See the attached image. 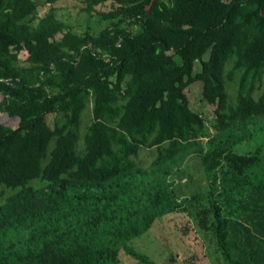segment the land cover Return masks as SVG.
<instances>
[{
    "label": "trees",
    "instance_id": "1",
    "mask_svg": "<svg viewBox=\"0 0 264 264\" xmlns=\"http://www.w3.org/2000/svg\"><path fill=\"white\" fill-rule=\"evenodd\" d=\"M77 1L97 32L58 19L63 0H0V112L19 117L0 123V264H155L130 241L179 212L219 264H264V151L247 148L264 136V0ZM193 158L200 190L183 192Z\"/></svg>",
    "mask_w": 264,
    "mask_h": 264
},
{
    "label": "rangeland",
    "instance_id": "2",
    "mask_svg": "<svg viewBox=\"0 0 264 264\" xmlns=\"http://www.w3.org/2000/svg\"><path fill=\"white\" fill-rule=\"evenodd\" d=\"M38 3H44L45 0H35ZM58 2V1H57ZM57 2L55 6L57 7ZM62 8L56 10L58 19L65 22L73 30L82 33L88 27L92 32H97L105 25L107 21L101 20L98 16L84 19L83 13H77L79 4L77 0H63L60 4ZM71 6V7H70ZM45 11L40 14L43 15L46 10L50 8L49 3H46ZM61 37V33L55 35L56 39ZM27 52L25 50L19 53L21 60L25 59ZM177 60H180L177 58ZM233 59L228 61L227 70ZM199 69L196 63L195 71ZM264 87V77H263ZM202 84L200 81H195L186 88L187 95L191 101L192 108L199 111L205 120L210 123L214 117V106L202 100L201 95ZM229 100L235 101L236 89L234 86L228 88ZM2 96L0 95V100ZM87 108V107H86ZM86 108L82 113L80 123V136L83 135L87 126L90 123L91 113ZM85 114V115H84ZM52 117H48L47 121H51ZM0 123L18 126V119L5 115L0 112ZM81 142V139L79 140ZM256 144H262L264 151V136L259 135L256 140L250 141L248 149L253 148ZM151 155V154H150ZM142 158H149L148 151L140 153ZM198 159L193 158L189 163L190 181L188 186L184 187L183 192H196L199 191V179L204 175L203 168L198 163ZM2 188L0 187V198ZM9 190H6V194ZM187 224V217L185 213H172L165 217L158 219L153 226L144 234L136 237L130 241V245L137 251L146 254L150 260L155 264H219L215 259L214 247L203 236L194 235L192 231L184 230ZM196 236V237H195ZM173 257V260L171 259ZM117 264H143L127 255L123 250L120 252V262Z\"/></svg>",
    "mask_w": 264,
    "mask_h": 264
},
{
    "label": "water",
    "instance_id": "3",
    "mask_svg": "<svg viewBox=\"0 0 264 264\" xmlns=\"http://www.w3.org/2000/svg\"><path fill=\"white\" fill-rule=\"evenodd\" d=\"M5 113V115H7L8 116V114L6 113V112H4ZM11 117H15V118H17L18 119V121H19V117L18 116H11ZM1 124H3V123H1ZM3 125H6V124H3ZM7 126H10V127H12V128H16V127H14V126H11V125H7Z\"/></svg>",
    "mask_w": 264,
    "mask_h": 264
},
{
    "label": "crops",
    "instance_id": "4",
    "mask_svg": "<svg viewBox=\"0 0 264 264\" xmlns=\"http://www.w3.org/2000/svg\"><path fill=\"white\" fill-rule=\"evenodd\" d=\"M191 162V161H190Z\"/></svg>",
    "mask_w": 264,
    "mask_h": 264
}]
</instances>
